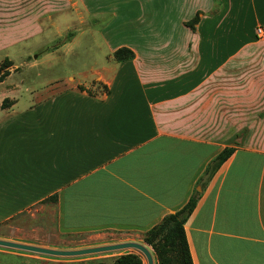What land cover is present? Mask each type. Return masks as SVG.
Returning a JSON list of instances; mask_svg holds the SVG:
<instances>
[{"label": "crops", "instance_id": "crops-1", "mask_svg": "<svg viewBox=\"0 0 264 264\" xmlns=\"http://www.w3.org/2000/svg\"><path fill=\"white\" fill-rule=\"evenodd\" d=\"M132 2L140 28L156 22L136 48L115 46L93 78L51 80L44 87L55 88L8 110L1 184L21 197L56 196L61 230L95 248L138 244L196 194L183 226L191 263L264 264V39L255 34L264 0ZM56 4L0 0V61L64 14ZM121 48L131 61L113 59ZM93 82L96 92L85 86ZM226 148L233 154L205 176Z\"/></svg>", "mask_w": 264, "mask_h": 264}, {"label": "rangeland", "instance_id": "rangeland-1", "mask_svg": "<svg viewBox=\"0 0 264 264\" xmlns=\"http://www.w3.org/2000/svg\"><path fill=\"white\" fill-rule=\"evenodd\" d=\"M55 2L64 14L52 21L40 22L41 33L34 30L39 23L33 25V33L18 41L6 55L8 58L0 61V64L4 60L12 64L10 75L0 83V128L13 119V116L7 117L10 115L8 110L17 100L18 108L23 109L34 98L43 95L44 89L55 88L53 84L44 87L51 80L65 82L70 77L93 78L95 70L108 63L112 48L121 44L136 48L137 33L148 35L152 25L156 27V22L148 20L140 28L137 24L138 7L132 0H79V6L76 0H51V3ZM89 2L97 8L93 16L88 15ZM160 25L168 30L170 22H160ZM138 27L140 30H137ZM91 84L96 87L94 92L99 90L95 82L85 86ZM78 88L80 91L84 89L82 86ZM101 91L106 92L105 89ZM39 103L40 99H37L32 104ZM239 136L242 140V135L236 138ZM229 142L235 143L236 140L230 139ZM4 149L0 145V157ZM5 181L4 184L0 181V240L57 251L95 248L88 247L91 240L87 236L70 235L61 230L56 196L21 197L19 194L22 192L18 188L10 191ZM147 233L137 238L138 244L149 249L154 264H160L155 252L144 242ZM161 251L166 260L164 264H181L177 259L182 258V251L176 241L164 246ZM127 254L137 255L146 264L144 257L134 250L59 258L5 248H0V264H112L118 257Z\"/></svg>", "mask_w": 264, "mask_h": 264}, {"label": "trees", "instance_id": "trees-1", "mask_svg": "<svg viewBox=\"0 0 264 264\" xmlns=\"http://www.w3.org/2000/svg\"><path fill=\"white\" fill-rule=\"evenodd\" d=\"M198 17H195L190 23L187 24L191 29L197 24ZM133 53L126 49H118L113 54V59L116 62H127L133 59ZM11 62L4 60L0 64V83L10 75ZM234 149H224L208 166L205 171V176L210 178L220 166L227 161V159L233 154ZM197 202V195L195 194L189 202L177 213L170 215L163 219V221L153 229H151L144 239L145 244L150 247L157 255L160 264L166 262L161 248L176 241L179 249H181L182 258L177 259L181 264H192L189 255L187 243L185 240V234L183 226L190 215L193 213ZM112 264H142L141 259L135 254H127L118 257Z\"/></svg>", "mask_w": 264, "mask_h": 264}, {"label": "water", "instance_id": "water-1", "mask_svg": "<svg viewBox=\"0 0 264 264\" xmlns=\"http://www.w3.org/2000/svg\"><path fill=\"white\" fill-rule=\"evenodd\" d=\"M0 248L44 255L49 257H59V258H74V257H81L86 255L102 254V253H109V252H116L123 250H134L140 253L145 258L146 264H153V259L149 250L145 246L137 243H124L118 245H110V246L74 250V251H57V250H50L36 246H30V245L0 240Z\"/></svg>", "mask_w": 264, "mask_h": 264}, {"label": "built area", "instance_id": "built-area-1", "mask_svg": "<svg viewBox=\"0 0 264 264\" xmlns=\"http://www.w3.org/2000/svg\"><path fill=\"white\" fill-rule=\"evenodd\" d=\"M255 34L258 39H264V27H257L255 30Z\"/></svg>", "mask_w": 264, "mask_h": 264}]
</instances>
